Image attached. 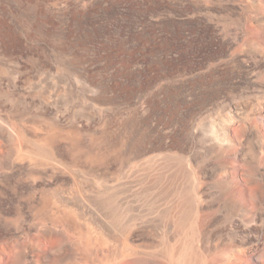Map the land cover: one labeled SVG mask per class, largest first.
<instances>
[{
    "label": "rangeland",
    "instance_id": "rangeland-1",
    "mask_svg": "<svg viewBox=\"0 0 264 264\" xmlns=\"http://www.w3.org/2000/svg\"><path fill=\"white\" fill-rule=\"evenodd\" d=\"M0 264H264V0H0Z\"/></svg>",
    "mask_w": 264,
    "mask_h": 264
},
{
    "label": "bare ground",
    "instance_id": "bare-ground-1",
    "mask_svg": "<svg viewBox=\"0 0 264 264\" xmlns=\"http://www.w3.org/2000/svg\"><path fill=\"white\" fill-rule=\"evenodd\" d=\"M4 23V22H3Z\"/></svg>",
    "mask_w": 264,
    "mask_h": 264
}]
</instances>
